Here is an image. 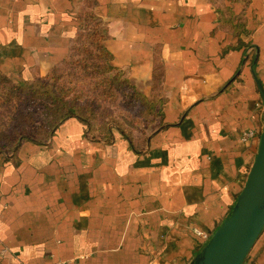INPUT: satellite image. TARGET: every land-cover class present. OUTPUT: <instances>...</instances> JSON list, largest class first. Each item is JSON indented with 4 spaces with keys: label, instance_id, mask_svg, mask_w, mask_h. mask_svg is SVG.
Here are the masks:
<instances>
[{
    "label": "crops",
    "instance_id": "1",
    "mask_svg": "<svg viewBox=\"0 0 264 264\" xmlns=\"http://www.w3.org/2000/svg\"><path fill=\"white\" fill-rule=\"evenodd\" d=\"M83 13L161 117L132 139L70 119L0 154V264H192L258 153L264 0H0V79L48 76ZM245 264H264V230Z\"/></svg>",
    "mask_w": 264,
    "mask_h": 264
},
{
    "label": "trees",
    "instance_id": "2",
    "mask_svg": "<svg viewBox=\"0 0 264 264\" xmlns=\"http://www.w3.org/2000/svg\"><path fill=\"white\" fill-rule=\"evenodd\" d=\"M78 22L80 33L69 58L54 68L48 76L33 82H13L4 77L0 79V99L4 100L2 103H6L8 96H13L12 94L16 91L28 92L39 99H44L45 105L51 103L49 108L54 116L47 126L38 127L37 132L17 133V136L6 139L0 145V154L15 153L27 141L44 145L53 137L59 126L70 119H77L83 123L91 136L111 138L113 130H116L122 136L132 139L135 129L150 126L161 117L159 98L157 96L148 97L138 92L126 74L112 66L113 56L104 46L100 21L92 14L83 13L79 15ZM65 70H68L69 73L60 75ZM94 73H98V75L95 76ZM65 76L77 80L95 78L99 81L97 85L101 88L108 82L109 88L104 89L106 93L112 92L111 87L122 88L125 86L134 103L131 106L137 109L135 119L130 121L123 116H105L100 113L102 106L97 103L99 98L93 90L87 93L88 97L93 100L91 103L82 104L77 99L71 98L69 93L74 91L63 82ZM106 76L108 77L106 78Z\"/></svg>",
    "mask_w": 264,
    "mask_h": 264
},
{
    "label": "water",
    "instance_id": "3",
    "mask_svg": "<svg viewBox=\"0 0 264 264\" xmlns=\"http://www.w3.org/2000/svg\"><path fill=\"white\" fill-rule=\"evenodd\" d=\"M264 230V126L246 184L192 264H245Z\"/></svg>",
    "mask_w": 264,
    "mask_h": 264
},
{
    "label": "rangeland",
    "instance_id": "4",
    "mask_svg": "<svg viewBox=\"0 0 264 264\" xmlns=\"http://www.w3.org/2000/svg\"><path fill=\"white\" fill-rule=\"evenodd\" d=\"M68 73L69 71L65 70L60 75H67ZM94 74L95 76L98 75V73ZM63 82H65L68 88L74 91L69 93L70 97L77 99L82 104H88L93 101L87 95L88 91L93 90L99 98L97 103L101 104L102 109L100 113H103V115L114 117L123 116L130 121L135 119L137 109L131 106L134 103L130 92L125 86L122 88L111 87L110 90L112 92L106 93L104 89L109 88V83L106 82L107 85L101 88L97 85L99 81L95 78L77 80L73 77L65 76ZM12 95L8 96L5 101L6 103H2L4 100L0 99V145L6 139L17 136V133L37 132L36 129L38 127L47 126L54 119L49 108L51 103H47L46 106L43 101L44 99H39L37 96L28 92L16 91ZM136 130L138 131L139 128Z\"/></svg>",
    "mask_w": 264,
    "mask_h": 264
},
{
    "label": "built area",
    "instance_id": "5",
    "mask_svg": "<svg viewBox=\"0 0 264 264\" xmlns=\"http://www.w3.org/2000/svg\"><path fill=\"white\" fill-rule=\"evenodd\" d=\"M254 136L253 132H247L244 134V139L247 140L248 138H251ZM197 235L200 236L202 239H204L206 242H208L211 238L210 235L206 234V233H202L199 231H196Z\"/></svg>",
    "mask_w": 264,
    "mask_h": 264
}]
</instances>
